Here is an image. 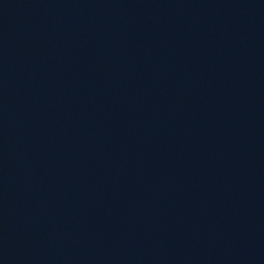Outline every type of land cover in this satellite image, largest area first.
Returning a JSON list of instances; mask_svg holds the SVG:
<instances>
[{"label":"water","instance_id":"95a60500","mask_svg":"<svg viewBox=\"0 0 264 264\" xmlns=\"http://www.w3.org/2000/svg\"><path fill=\"white\" fill-rule=\"evenodd\" d=\"M0 264H264V0H0Z\"/></svg>","mask_w":264,"mask_h":264}]
</instances>
